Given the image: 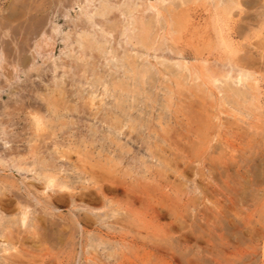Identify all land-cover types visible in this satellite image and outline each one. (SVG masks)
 <instances>
[{
	"label": "rangeland",
	"instance_id": "374dc122",
	"mask_svg": "<svg viewBox=\"0 0 264 264\" xmlns=\"http://www.w3.org/2000/svg\"><path fill=\"white\" fill-rule=\"evenodd\" d=\"M14 1L0 0V160L3 163L0 164V264H264V0H225L223 4L216 0H105L112 5L118 1L140 5L135 11L134 30L128 28L123 35L119 33L120 22L126 17L117 10H111L107 18L119 22H103V34L98 25L86 22L81 10L93 13L99 0H18L21 4ZM151 1L158 6H155L160 11L158 16L153 9L143 12L145 4ZM18 5L22 7L19 9ZM11 8L18 12L16 18L7 20L5 16L14 11ZM141 16L147 17L146 23ZM94 17L93 21L102 22L99 17ZM36 18L43 20L38 29L30 25ZM238 25H247L244 33L233 37L231 46L223 44L224 38ZM82 27L92 35L94 33V37L96 34L92 39L99 44L107 42L109 45L104 44L106 51L115 47L122 55L124 49L132 48L140 52L142 58L147 55L151 63L156 62L154 55L171 57V60L184 53L191 59L192 52H196L199 60L191 69V74L197 76L196 83L191 82L192 78L178 74L162 77L154 68H163L155 63L146 82L140 81L135 87L111 82L107 95L102 100L98 98V104L95 102L98 108L89 110L77 96V93L81 94L78 90H83L80 85L87 76L90 78L92 67L96 66L93 72H99L97 77H102L104 72L114 73L119 61L111 58L109 50L100 53L93 49L88 65H84L82 59L67 57L69 52L82 55V49L75 42L76 33ZM23 38L25 53L33 57L35 67L42 69L30 71L28 83L31 86L27 85V90L20 85L26 78L24 69L30 67H22L16 56L17 46ZM236 58L242 65L235 66L232 73L247 71L253 76L260 107L250 94L253 89L249 94L226 89L222 93L218 91L217 86L224 85L215 79L221 78L220 70ZM53 61L58 65H74L69 69L73 72L71 76L69 71L65 72L61 88H53L50 94L59 102L66 91L63 95H69V104L73 107L69 106L72 109L67 111L66 117L51 114L49 119H44V125L36 129L27 113L31 106H27L26 100L37 101L40 92L41 95L46 93L43 85L52 84V75L58 78L64 73L63 67L52 70ZM206 64L213 66L210 67L214 74ZM82 69H86V73L82 72L87 76L83 75ZM95 75L91 81L96 79ZM100 80L96 79L95 83L99 84ZM38 82L39 91L33 89L34 83ZM131 89H134L133 97ZM21 98L25 102L22 103ZM107 107L113 112L105 114ZM94 111L97 116H103L101 122L105 127L116 128L114 131L119 133L120 139L131 138L123 140L130 145V155L142 156L156 177H159V168H171L166 171V189L171 197L151 195L154 199L147 197L145 203L160 210L164 207L160 208L161 204L157 202L175 203L176 215L171 216L170 212L168 216L146 222L145 218L150 217L139 198L135 202L140 212L135 221L137 224H121L122 220L118 223L117 218L124 216L121 209L116 212L118 215H113L110 208H102L98 210L100 216H90L87 210L100 204L92 205L79 196L85 193L84 190L95 193L96 177L86 183L76 177L72 171L75 164V167L79 164L89 167V163L81 162L78 157H85L93 164L100 163L105 171L99 174L98 184L102 181L104 185L111 184L118 190L116 198L122 201L132 196L127 189L135 183L136 172L129 170L130 166L139 165L131 161L127 164L125 160L119 163L115 158L106 160L109 153L97 145L100 142L95 143L103 125L95 122L98 129L93 136L95 140L88 136V126L92 123L90 114ZM40 114H44L43 110ZM71 135L75 143L68 145L65 138ZM82 135L88 138L85 146L76 141ZM52 141H57L59 147H63L60 153L69 157L63 158L68 163L65 167L74 164L70 170L68 168V180L65 179L70 187L73 185L69 190L76 195L73 203L68 191H48L49 197L39 192L44 183L36 174L41 163L33 159L44 157L47 160L57 156L50 149ZM12 157L34 170H16L12 166ZM97 169L96 166L93 168ZM128 183L130 186H125ZM62 194L64 198L57 200L56 197ZM25 210L27 223L22 226L19 218ZM77 222L81 224L80 228Z\"/></svg>",
	"mask_w": 264,
	"mask_h": 264
},
{
	"label": "bare ground",
	"instance_id": "6f19581e",
	"mask_svg": "<svg viewBox=\"0 0 264 264\" xmlns=\"http://www.w3.org/2000/svg\"><path fill=\"white\" fill-rule=\"evenodd\" d=\"M16 2H18V0H15ZM15 1H14V3H15ZM89 1V0H88ZM108 1V0H107ZM107 1H105V0H99V3H98V6L96 7V9L94 10V12L93 13H88L87 11L85 12V10L83 11V10H81L82 11V14H83V16L85 17V20H86V22L87 23H93V25H98L99 26V30H100V32H102V34L105 32V30H104V28H103V26H104V23L103 22H119V21H117L115 18H114V20H111V19H109V18H107V15H108V13L109 12H111V10H117V11H119L120 12V14L122 15V16H124V17H126V21L124 20V18H121V19H123L124 21H121L120 22V24H121V27H120V31H119V33H120V35H123L124 34V32H125V30L126 29H130V31H133L134 30V26H133V24H134V22L136 21V16H135V11L137 10V8H139L138 6H140L139 4H137V3H135V2H131V3H119V1H118V3L117 4H110V3H108ZM123 1V0H122ZM141 1V0H140ZM157 1V0H156ZM158 1H160V2H164V1H166V0H158ZM224 1L225 0H216V2L217 3H219V4H223L224 3ZM13 1H11V3H12ZM37 2V1H36ZM126 2H128V1H126ZM146 2V1H145ZM18 3H22V2H18ZM34 3V2H33ZM38 3V2H37ZM46 3V2H45ZM115 3V2H114ZM158 3V2H157ZM27 4V3H26ZM41 4V3H40ZM13 5V4H12ZM15 5V4H14ZM28 5V4H27ZM161 5V4H160ZM11 6V5H10ZM19 6V5H18ZM33 6V5H32ZM39 6V5H38ZM155 6H157V5H155L154 3L152 4V1H151V3H147V4H145V7H144V9H143V12L146 10H151V9H153V10H155V16H158L159 15V13H160V11L158 10V9H155L156 7ZM21 7H22V5H21ZM20 6H19V9L21 8ZM33 7H36L35 6V4H34V6ZM158 7V6H157ZM16 8V7H15ZM15 8L13 9V8H11L12 10H14V11H12L11 13H7L8 15L7 16H5V19H7V20H10V19H13V17H15L16 18V15H17V12L15 11ZM18 8V7H17ZM29 8V7H28ZM32 8V7H31ZM41 8V7H40ZM33 9V8H32ZM160 9V8H159ZM28 11V10H27ZM41 11H43V10H39V12H41ZM145 11V12H146ZM7 12V11H6ZM24 12V11H23ZM38 12V11H37ZM144 12V13H145ZM20 13H21V11H20ZM19 15V14H18ZM20 16H21V14H20ZM19 16V17H20ZM94 16H96V17H99V19H101L102 20V22L101 23H99L98 21H100V20H98V21H93V18H95ZM120 16V15H119ZM121 16V17H122ZM18 17V16H17ZM41 17V16H40ZM139 17V16H138ZM141 17H143L142 18V21H144L145 19H147V17L145 16H141ZM118 18V17H117ZM4 19V20H5ZM37 20H35V21H32V22H30L31 24V26L34 28V29H38L41 25H42V22L41 21H43V20H40V21H38V18H36ZM39 19H41V18H39ZM43 19V18H42ZM141 19V18H140ZM27 19H25V21H26ZM13 21V20H12ZM11 21V22H12ZM15 21V20H14ZM97 22V23H96ZM0 23H2V22H0ZM80 23V22H79ZM144 23H146V21H144ZM4 24V23H3ZM10 24V23H9ZM15 24V23H14ZM81 24V23H80ZM148 24V23H147ZM241 24V23H240ZM244 24H247V23H244ZM16 25V24H15ZM23 25V24H22ZM29 25V26H30ZM237 25V24H236ZM12 26V25H11ZM18 26V25H17ZM24 26V25H23ZM128 26H130V27H128ZM247 26V25H246ZM246 26L245 25H238V26H234L233 27V29L230 31V34H228L227 35V37H225L224 38V40H223V44H225V45H227V46H231L232 45V42H233V40H232V38L233 37H237L238 35H241V34H243L244 33V31H245V29H246ZM42 27V26H41ZM75 27V26H74ZM83 28V27H82ZM231 28H232V26H231ZM230 28V29H231ZM13 29V28H12ZM21 29V28H20ZM55 29V28H54ZM57 29V28H56ZM148 29V28H147ZM26 30V29H25ZM76 30V29H75ZM221 30V29H220ZM219 30V28H218V31H220ZM222 31V30H221ZM94 32V31H93ZM98 32V31H97ZM108 33H111V31L109 32V31H107ZM155 33V32H154ZM75 34V33H74ZM101 34V35H102ZM93 35H94V33H93ZM92 33H90V31H88L86 28L84 29H81L79 32H77L76 33V38H75V42H76V45L78 46V47H80L82 50H81V56L79 55V54H77V55H74V54H72L71 52H69V54H67V57H69V58H72L73 60H78V59H82L81 61L84 63V65H86L87 63H88V60H89V57L91 56V52H92V50L94 49V50H97V51H99L100 53H104V52H107L106 51V49L104 48V44L105 43H107V42H104V43H101V44H99L97 41H95V39H92ZM97 35H98V33H97ZM100 35V34H99ZM105 35V34H104ZM109 35V34H108ZM111 35V34H110ZM109 35V36H110ZM156 35V36H155ZM155 38L157 37V35H158V33H157V31H156V33H155ZM107 36V35H106ZM94 37V36H93ZM95 37H96V34H95ZM94 37V38H95ZM104 37V36H103ZM66 38L68 39L69 38V35H68V33H67V35H66ZM73 38V37H72ZM102 38V37H101ZM100 38V39H101ZM100 39H98V40H100ZM24 38L20 41V44L17 46V49H18V51H17V54H16V56H17V60H18V62L20 63V65L22 66V67H30V68H28V69H24V73L23 74H25L26 76V78L24 79V81L22 82V83H24L23 85H20V87H22V88H25L27 85L28 86H31V85H29V83H28V81H29V73H30V71L31 70H36V71H38V70H40L38 67H35L36 65H35V62H34V59H33V57H30V56H28L26 53H25V49H24V47H23V43H24ZM97 40V39H96ZM74 41V40H73ZM101 41H103V40H101ZM110 42V41H109ZM71 43V42H70ZM17 44V43H16ZM108 44V43H107ZM111 44V43H110ZM21 45V46H20ZM109 45V44H108ZM108 45H106V46H108ZM120 46H122L121 44L119 45V47ZM70 49V48H69ZM68 50V49H67ZM88 50V51H87ZM168 50H169V52H170V49L168 48ZM121 52V51H120ZM123 53H122V55H119V53H117V51H116V48L114 47H112V48H110V50L108 51V53H110L111 55V58H113V59H115V60H117V61H119V62H117L118 64L116 65V71L114 72V73H111V74H105V72L103 73V76L102 77H97V75H99V72H98V74L97 73H94L93 71L95 70V68L94 67H96V66H94V67H92V72H91V70L89 71V72H91L90 74V78L92 77H94V75H95V77H96V79L97 80H100V82H99V84L97 83H95V81H96V79H94V81L92 82L91 80H90V78L88 79L87 77V75H85L83 72H85L86 71V69H84V71H83V69L81 70V72L83 73V75H85V76H87L84 80L85 81H83L82 83L83 84H81L80 85V87L83 89L82 91H80V90H78L81 94H78L77 93V96L79 95L80 97H78L79 98V101H80V99H81V102L83 101V103H81L83 106H86V107H88L89 108V110H94V108H98V105H94L95 104V102H96V104H98V102H97V100H98V98H100V100H102L101 98L103 97V96H105V95H107V93L109 92V86H110V83L111 82H117V83H125L127 86H133V87H135L140 81H144V82H146L147 81V74H150L151 73V70H152V68H154V67H156L154 64L155 63H157L158 64V67H159V65L160 66H162L161 68H163V69H159V68H154V70H155V72L156 73H160L161 75H162V77H167L168 75H170V74H178V75H180V76H185V78H192L191 79V82H193V83H196V79H197V76L195 75H193V74H191V69L195 66V62H197L198 60H199V56H197V54H196V52H192V54H191V56H190V58L192 59H187V57H186V55L184 54V53H180V57L177 59H171V60H169V59H167V58H165L164 57V55L163 56H160V55H154L153 56V58L156 60V62H154V63H151L149 60V58H148V60H147V55H146V57H143L142 58V54L140 53V52H138V51H136V50H133L132 48H129V49H124L123 51H122ZM107 54V53H106ZM121 54V53H120ZM79 55V56H78ZM109 56V55H108ZM109 56V57H110ZM188 56H189V54H188ZM101 57V56H100ZM106 57V56H105ZM91 58V57H90ZM152 58V59H153ZM238 58H236L235 59V61H231V62H229L228 64V66L227 67H224L223 68V70H220V73H221V78H216L215 80H217L219 83H221V84H223L224 86L223 87H220V85H219V87L217 86V88H219L218 89V91L220 92V93H222L225 89L228 91H230V92H232V93H238V94H249V91L251 90V89H253L254 90V92H252V93H250V94H252V98H253V100H256V102H257V107H260V104H259V102H258V100H257V95H258V93H257V87H256V82H255V79L253 78V76L249 73V72H247V71H239L237 74H233L232 73V71H233V68L235 67V66H237V67H240L242 64H239V61H236ZM106 60V59H105ZM203 60V59H202ZM111 61H112V59H111ZM153 62V61H152ZM31 63H32V69H31ZM56 63V62H55ZM54 63V61H53V63H52V65H50V66H52V70L53 71H55L56 69H57V67H63L62 69H64L63 70V74H61V76L59 77L58 76V78L57 77H55L54 75H52L53 77V80H52V84H46L45 83V85H43L44 87H43V89L46 87V89H44V90H46V93L45 94H43V95H41V92L39 93L40 94V96H39V94H38V91H39V89H40V86L38 85L39 84V82L38 83H34V88L33 89H37L36 91H37V93H36V95H38L39 97H40V99H41V103H39V101H40V99H39V97H37L36 98V100L37 101H34V100H32V99H28V100H26V104H27V106L28 107H30V110L27 112L28 113V115L31 117H29L30 118V120L32 119V124H33V127L34 128H36V129H38V127L40 128V126H42V125H44V119L45 118H50L51 117V114H53V113H55V116L56 117H66V114H67V111L70 109H72V108H69V106H71V107H73L72 105H70L71 103L69 102V100H68V97H69V95L68 94H66L67 96H65V95H63L64 93H67L66 91H64L63 92V94H62V97H61V100L58 102L57 100H55V98L53 97V96H51L50 94H52V92H53V88L55 89V88H61L60 87V84L63 82L64 83V78H63V81H62V75H64V74H66L68 71H69V69L71 68H73L74 67V65L73 64H67V63H61V64H55ZM105 64H106V61H105ZM88 65V64H87ZM92 65V64H91ZM107 65V64H106ZM207 65V68H208V70L211 72L213 69H211V67L213 68V66H209L208 64H206ZM66 67V68H65ZM51 68V67H50ZM86 68V67H85ZM97 68V67H96ZM110 68H112V67H110ZM114 69V68H113ZM107 70V69H106ZM118 70H120V73L118 72ZM40 71H42V69L40 70ZM39 71V72H40ZM113 71V70H112ZM66 72V73H65ZM97 72V71H96ZM106 72H108V71H106ZM118 72V74H116ZM71 73H73L72 71H71ZM71 73H70V71H69V75L71 76ZM86 73V72H85ZM212 74H214V71L213 72H211ZM38 74V73H37ZM36 74V75H37ZM40 74H41V72H40ZM105 74V75H104ZM155 74V73H154ZM72 75H75V74H72ZM82 75V74H81ZM82 75V76H83ZM151 75V74H150ZM100 76H101V74H100ZM153 76V75H152ZM39 77H41V76H39ZM43 77V76H42ZM68 77V76H67ZM109 77V78H108ZM149 77H151V76H149ZM155 77V76H154ZM69 78V77H68ZM71 78H73V77H71ZM147 78V79H146ZM41 79H43V78H41ZM69 80V79H68ZM80 80H82V79H80ZM151 80V79H150ZM75 81V80H74ZM90 81L92 82V84H90ZM33 82V81H32ZM32 82H30V84H32ZM78 82V81H77ZM50 83V82H49ZM192 83V84H193ZM63 84H61V86H62ZM99 85V86H98ZM84 86V87H83ZM98 86V87H97ZM26 89V88H25ZM27 90V89H26ZM30 90V89H29ZM28 90V91H29ZM62 90V89H61ZM31 91H34V90H31ZM63 91V90H62ZM83 92H85V94L83 93ZM131 97H133V94H134V89H131ZM71 93V92H70ZM20 97H22V96H20ZM104 98V97H103ZM27 99V98H26ZM21 100H23L22 98H21ZM17 101V100H16ZM22 103L23 102H25V100H23V101H21ZM68 102V103H67ZM115 103H117L118 101L117 100H115L114 101ZM7 103V102H6ZM17 103H18V101H17ZM70 103V104H69ZM20 104V103H19ZM18 104V105H19ZM69 104V105H68ZM79 104V103H78ZM101 106H102V104H100ZM99 105V106H100ZM113 105V104H112ZM24 106V105H23ZM79 106V105H78ZM97 106V107H96ZM81 108H82V106H81ZM99 108H101V107H99ZM108 108V109H107ZM107 108H104V110H106L105 111V114L106 113H109V112H113V109L111 108V107H107ZM41 110H43V112H44V114L42 115V114H40V111ZM73 110H74V108H73ZM82 110V109H81ZM87 110V109H86ZM96 110V109H95ZM97 112H98V109L96 110ZM96 111H94L92 114H90V115H92L91 117H92V123L88 126V136H90L91 138L95 135V133L98 131V129H96L95 127V122L96 123H101L102 124V118H103V116H101L100 115V117L99 116H97V112ZM103 111V110H102ZM4 112V111H3ZM92 112V111H91ZM104 112V111H103ZM100 113V112H99ZM101 114V113H100ZM103 114V113H102ZM104 115V114H103ZM68 124V123H67ZM66 124V125H67ZM103 125V124H102ZM67 127V126H66ZM86 127H87V125H86ZM105 126L103 125V128H102V130H101V134L99 135V137H98V139L97 140H95L94 139V137H93V139L95 140V143H97L96 141H98V142H100L99 144H97V145H100L101 146V148H105L106 150H107V152L109 153H106V155L108 154L109 155V157L108 156H106V160L108 159H111V160H114V158L116 159L115 161L116 162H119V163H122L123 162V160H125L126 162H127V164H129L128 162H130L131 161V163H137L138 162V167H133V165L132 166H130L131 167V169H129V170H132V171H134V172H136V175H135V177L133 178V180H135V183L133 184V186H131V188L130 189H127V190H130V191H128V192H130L131 194H129L127 191H126V189H125V193L126 194H129V195H132L131 197L129 196H126V197H128V199L127 200H124V201H122V200H119L118 198H116V196H117V192H118V190L116 189V188H112V186H110L111 184H109V185H107L106 183V185H104V184H102V182H101V184H98V176L99 177H101L99 174L101 173L102 174V172L103 171H105L103 168L104 167H102V165L100 164V163H98V164H93V163H91V162H89V161H87L86 160V158L84 157H82L83 159H85V161H83V159H81V157L79 158L78 157V160H80L81 162H86V164L87 163H89V167H90V165L92 166L91 168H86V166H84V165H81V164H79V167H75L76 166V164L74 165V168H73V172H75V175H76V177L78 178V179H80V180H82V182L83 183H86L87 181H89V180H91L92 178H94V177H96V183L97 184H94V186H93V189H94V191H95V193H91L89 190L88 191H86V190H84L85 191V193L83 192L82 194H80V198L81 199H85V200H87L89 203H92V205L93 204H100V206H93L92 208L90 207L87 211H88V213L90 214V216H94V217H98V215L100 216L101 214H100V212L98 211V210H102V208H110L111 209V212H112V214L113 213H116V212H120L119 210L121 209L122 211H123V214H124V216L121 214V216H123L122 218H117V222L118 221H120V220H122V222L123 223H121V224H128V225H132V224H137L135 221H137V215L138 214H140V212H139V210H137V207H135V202L137 201V199H139V200H141V201H143L144 203L143 204H145L146 206H143L144 208H145V211H146V213L148 212V215H149V217L150 218H145L146 219V222H148V221H151L152 222V220L154 219H159V217H162V216H165L167 213H170L171 212V216L174 214V215H176L175 213L177 212L176 211V206H175V203H174V205H172L171 203L168 205V204H163V203H161V202H157V203H160L161 205H159L160 206V208H163L164 207V209H162V210H160V209H156L155 207L153 208V207H149L145 202H146V198L148 197H150L149 199H154V198H151L152 196L151 195H153V197H155L156 195H158L159 197H165V198H168L169 196H170V194L168 193V191H167V189H166V187H167V182H168V180H167V176H166V171L167 170H170L171 168L170 167H168V166H164V167H161V168H159L158 169V171H157V173H158V175H159V177H156V175H155V173H153L152 171H151V169H149V166L146 164V160L142 157V156H136V155H134L133 153H132V155H130V145H128L127 144V142L125 141V142H123V140L127 137L128 138V136H126L123 140L122 139H120L119 137V133L118 132H115L114 130H116V128L115 127H111L110 125H107L105 128H104ZM109 132L111 133V134H109ZM80 134V133H79ZM86 134H87V132H86ZM81 135V134H80ZM108 135V136H107ZM87 136V135H86ZM86 136L85 135H82V137L79 139V140H76V141H79L80 143L79 144H83L82 146H85V144L87 145V139L88 138H86ZM71 137H72V135L69 137V138H65V140L67 141V144L68 145H70V144H72V143H75L74 141H72L71 140ZM72 139H73V137H72ZM77 139V138H76ZM129 139V138H128ZM131 139V138H130ZM129 139V140H130ZM106 140V141H105ZM121 140H122V142H121ZM91 141H92V139H91ZM102 142H104L103 144H102ZM106 142V143H105ZM6 143V142H5ZM108 143V144H107ZM61 144V143H60ZM89 144H90V142H89ZM92 144V143H91ZM110 144H112V145H110ZM95 145V144H94ZM104 147H103V146ZM6 146V145H5ZM72 146V145H71ZM87 147V146H86ZM9 148V147H8ZM52 148V150L54 151V153H57L58 155L56 156H50V158L49 159H47V160H45V158L44 157H41L40 159H37L36 160V158H34L33 160L34 161H38L39 163H41V165H40V169H39V171L36 173L38 176H40L42 179H43V181H44V183L42 182V184H43V187H42V191H39V192H41V195H42V193H45L46 195H45V197L46 196H50L49 194H48V191H51V192H57V191H59V192H66V191H68L69 192V190H71V187L73 186H71L70 187V185H69V182H67L65 179H67L68 180V175H67V171H68V168L69 167H65L66 165L65 164H68L67 163V161L65 162V158L64 157H66V158H69V157H67V155H65V154H63V153H60V151H61V148H63V147H59V143L57 142V141H52V144H51V146H50V149ZM60 148V149H59ZM70 148H73V147H70ZM90 148V147H89ZM46 149V148H45ZM66 149H69V148H66ZM49 150V149H48ZM85 151L86 150H88V149H84ZM45 151V150H44ZM116 151H118V153H115ZM132 151V150H131ZM93 152V151H92ZM102 153H104L103 151H101ZM114 153H115V155H114ZM49 154V153H48ZM65 155V156H63V155ZM90 154V155H89ZM88 155L89 156H93L92 154H91V152L89 153L88 152ZM103 155V154H102ZM117 155V156H116ZM37 156V155H36ZM46 156V155H45ZM99 156H101L100 154H99ZM40 157V156H39ZM48 157V156H47ZM1 158V157H0ZM64 158V159H63ZM68 160V159H67ZM95 160V159H94ZM6 161V160H5ZM15 160V158H13L12 157V162H13V164H12V166L16 169V170H23V171H26V170H30V171H32V170H34V168L32 167V168H29V166L28 167H25V165H23V161L22 160H18V161H16ZM32 161V160H31ZM49 161V162H48ZM79 161V162H80ZM124 161V162H125ZM11 162V163H12ZM37 162V163H38ZM48 162V163H47ZM69 162V161H68ZM96 162V161H95ZM98 162H100V160L98 161ZM25 163V162H24ZM27 163V162H26ZM0 164H3L2 163V161L0 160ZM5 164V163H4ZM33 164V163H32ZM39 165V164H38ZM72 165V164H71ZM72 165V166H73ZM81 165V166H80ZM1 166H4V165H1ZM71 166V167H72ZM78 166V165H77ZM95 166L98 168L97 169V171L96 170H93V168H95ZM13 167H11V169L13 168ZM31 167V166H30ZM70 167V168H71ZM70 168H69V170H70ZM139 168V170H136V169H138ZM75 169V170H74ZM99 170V171H98ZM71 171V172H72ZM125 171V170H124ZM127 171H128V169H127ZM139 171V172H138ZM36 172V171H35ZM70 172V171H69ZM70 172V173H71ZM123 172V171H122ZM128 172H130V171H128ZM133 172V173H134ZM34 173V172H33ZM124 173H126V172H124ZM139 173V174H138ZM35 174V175H36ZM72 174V173H71ZM74 174V173H73ZM106 174H107V172H106ZM127 174V173H126ZM134 175V174H133ZM104 177H106L105 175H104ZM36 178H38V177H36ZM124 178V177H123ZM132 178V177H131ZM142 178V179H141ZM71 179V178H70ZM108 180H109V178H107ZM37 180H39V178L37 179ZM75 180V179H74ZM79 180V181H80ZM103 180H105V179H103ZM142 180H144L145 182H142ZM148 180V181H147ZM78 181V182H79ZM40 182V183H41ZM76 182V181H75ZM81 182V181H80ZM94 182V181H93ZM106 182V181H105ZM109 182V181H108ZM107 182V183H108ZM114 182V181H113ZM130 182H131V180H130ZM1 183V182H0ZM123 183V182H122ZM3 184H4V182H3ZM118 184V183H117ZM1 185V184H0ZM82 185V184H81ZM113 186H114V184H112ZM124 186V184H121V186ZM2 186V185H1ZM7 186V185H6ZM115 186H117V185H115ZM125 186H130V184L128 183V185H125ZM120 187V186H119ZM2 188V187H1ZM5 188V187H4ZM80 188V187H79ZM84 188H87V186H84ZM41 190V189H40ZM83 191V190H82ZM37 192H38V190H37ZM51 192H50V194H51ZM58 192V193H59ZM78 193V192H77ZM29 194H31V193H29ZM109 195H113V196H109ZM116 195V196H115ZM32 196V195H31ZM63 196V194L62 195H59V196H57L56 198H57V200H60V198ZM67 196V195H66ZM65 196V197H66ZM75 196L76 195H74V193H72L71 191L68 193V197H69V200L71 201V203H73V202H75ZM41 197V196H40ZM142 197H145V198H143L142 199ZM171 197V196H170ZM34 198H35V194H34ZM62 198H64V197H62ZM173 198V197H172ZM45 199V198H44ZM47 200V199H46ZM46 200H45V202H46ZM63 200V199H62ZM61 200V201H62ZM64 200H66V199H64ZM63 200V201H64ZM172 200V199H171ZM47 201H51V200H47ZM60 201V202H61ZM62 201V202H63ZM38 203H39V200L37 201ZM37 202H36V204H37ZM69 202V201H68ZM176 202V201H175ZM53 203V202H52ZM65 203V202H64ZM142 203V202H141ZM156 203V204H157ZM40 204H41V202H40ZM45 204V203H44ZM69 204V203H68ZM46 205V204H45ZM73 205V204H72ZM74 205H75V203H74ZM91 205V206H92ZM177 205V204H176ZM41 206H43V205H41ZM68 206V205H67ZM78 206V205H77ZM87 206V207H88ZM162 206V207H161ZM179 206V205H178ZM47 207H49V206H47ZM53 207V206H52ZM75 207V206H74ZM85 207V206H84ZM148 208V210H147V208ZM176 208V209H175ZM84 209V208H83ZM104 209V210H105ZM1 210V209H0ZM142 210H144L143 208H142ZM149 210H150V212H149ZM110 211V210H109ZM144 211V212H145ZM176 211V212H175ZM1 212H3V211H1ZM172 212H174V213H172ZM145 213V214H146ZM178 213H180V212H178ZM89 214H87L86 213V215H88L89 216ZM2 215V214H1ZM0 215V216H1ZM73 215V214H72ZM109 215V214H108ZM113 215H115V214H113ZM116 215H118L117 213H116ZM147 215V214H146ZM178 215V214H177ZM110 216H112V215H110ZM167 216H168V214H167ZM2 217V216H1ZM103 217V216H102ZM144 217H145V215H144ZM177 217H179V216H177ZM4 218V217H3ZM74 218V217H73ZM85 218V217H84ZM83 218V219H84ZM87 218V217H86ZM96 218H95V220H96ZM180 218V217H179ZM76 219V218H75ZM103 219V218H102ZM102 219H101V221H102ZM115 219V218H114ZM88 220H89V217H88ZM93 220V219H92ZM91 221V220H90ZM19 224H21L22 226H24L26 223H27V211L25 210V211H23L22 213H21V217L19 218ZM75 222V221H74ZM73 222V223H74ZM93 222V221H92ZM125 222V223H124ZM145 222V223H146ZM83 223H86L85 221L83 222ZM119 223V222H118ZM77 224H78V226H79V228H80V226H81V224L80 223H78L77 222ZM99 224H101V222L99 223ZM123 226V225H122ZM126 226V225H125ZM137 226V225H136ZM129 227V226H128ZM138 227V226H137ZM80 230V229H79ZM88 234H90V233H88ZM92 234V233H91ZM91 236V235H90ZM90 236H88L89 238H90ZM93 236V235H92ZM91 238H93V237H91ZM142 238V237H141ZM94 240V239H93ZM92 241V240H91ZM4 259V258H3ZM5 261V260H4ZM6 262H7V260H6ZM13 263V262H12ZM21 263V262H20ZM13 264H15V262L13 263Z\"/></svg>",
	"mask_w": 264,
	"mask_h": 264
}]
</instances>
